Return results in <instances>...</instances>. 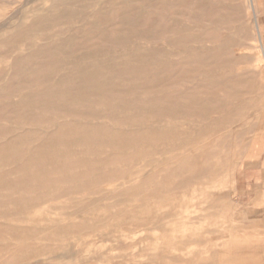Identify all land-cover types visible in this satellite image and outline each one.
I'll return each instance as SVG.
<instances>
[{
  "label": "rangeland",
  "instance_id": "1",
  "mask_svg": "<svg viewBox=\"0 0 264 264\" xmlns=\"http://www.w3.org/2000/svg\"><path fill=\"white\" fill-rule=\"evenodd\" d=\"M227 3L0 0V264H264V77L216 80Z\"/></svg>",
  "mask_w": 264,
  "mask_h": 264
},
{
  "label": "bare ground",
  "instance_id": "2",
  "mask_svg": "<svg viewBox=\"0 0 264 264\" xmlns=\"http://www.w3.org/2000/svg\"><path fill=\"white\" fill-rule=\"evenodd\" d=\"M205 1L207 0H198L200 4ZM258 1L259 0H229V3H227V12L219 15L216 20L217 24H215V28L232 24L235 29L236 40L232 41L230 39H225L216 50L221 51L224 56L228 55V57L225 56L220 59L222 68L224 69L229 66L236 70L233 72L231 69L230 73H227V75L218 74L215 76L216 80L222 83L223 86L226 88L229 86L230 93L237 96L241 95L243 90L246 91L249 89L248 92L252 93L256 87L261 86V79L264 77V39L256 20V4ZM3 27H7L6 23L2 28ZM183 29L189 30L186 27ZM188 36L190 43H196L199 41L198 37L192 33ZM189 39H186L183 44L185 46V54L190 52L196 55L202 51L196 47H186ZM239 51L244 52L239 53ZM85 79L89 81L88 87L95 88L100 85L94 80V73H90ZM235 88H239L237 93L233 91ZM261 99H264L263 95L258 96V100L261 101ZM204 110L208 111L209 109L208 107H204Z\"/></svg>",
  "mask_w": 264,
  "mask_h": 264
}]
</instances>
